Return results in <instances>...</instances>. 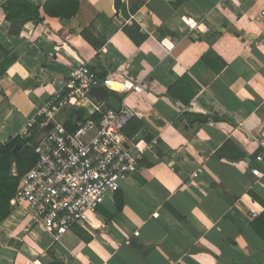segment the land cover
<instances>
[{"label": "crops", "instance_id": "obj_1", "mask_svg": "<svg viewBox=\"0 0 264 264\" xmlns=\"http://www.w3.org/2000/svg\"><path fill=\"white\" fill-rule=\"evenodd\" d=\"M24 1L43 20L19 35L0 10V46L15 58L0 77V144L86 64L132 87L110 94L135 115L125 136L143 134L141 167L120 211L110 196L57 241L14 207L0 264H264V0H78L70 19Z\"/></svg>", "mask_w": 264, "mask_h": 264}, {"label": "built area", "instance_id": "obj_2", "mask_svg": "<svg viewBox=\"0 0 264 264\" xmlns=\"http://www.w3.org/2000/svg\"><path fill=\"white\" fill-rule=\"evenodd\" d=\"M186 24L190 30L195 29ZM115 85L86 64L74 68L63 88L51 96L20 134L27 138L37 133L39 140L33 148L36 161L20 178L10 206L25 204L52 241L75 226L88 225V215H95L105 200L118 193L122 184L140 170L141 141L134 142L124 134L135 117L132 111L122 107L116 111L98 103L71 130L57 121V115L65 108L87 110L92 104L88 92L93 88L102 87L109 93L132 89L124 83L119 88ZM94 114L96 118L92 117ZM49 125L52 128L48 129ZM260 145L264 148V140ZM261 160L262 156L256 158ZM200 174L201 170H197L193 177Z\"/></svg>", "mask_w": 264, "mask_h": 264}, {"label": "trees", "instance_id": "obj_3", "mask_svg": "<svg viewBox=\"0 0 264 264\" xmlns=\"http://www.w3.org/2000/svg\"><path fill=\"white\" fill-rule=\"evenodd\" d=\"M77 8L78 0H49L44 10L49 16L60 19H70L75 15ZM0 10L4 13L5 20L10 24L8 31L9 36L19 35L21 29L27 24H40L43 20L39 13V7L29 4L24 0H7L3 4H0ZM219 35V33H215L213 37ZM14 61L15 58L11 56L3 46H0V77L10 68ZM193 96L194 92L187 97L185 103H188ZM105 107H107V105H105ZM76 113L78 114L77 121L86 117L84 110H78ZM92 117L96 118L97 115L94 114ZM132 122L133 119L129 122L127 127H129ZM64 126L68 130L74 127L70 121L66 122ZM127 127L124 130V134L126 136L128 135V137L134 136L136 128H134L130 134H127ZM37 136V133L27 138L18 135L14 138H10L5 144H0V224L8 218L13 211V207L10 206V201L15 195L20 178L36 161V155L33 151L36 143H34L33 140ZM31 142L33 143V147L31 146ZM16 148L17 150L14 152ZM13 169H15L14 172H12ZM118 193L115 194L114 199L116 209L120 211L122 209V200L121 197L118 196ZM258 226L259 222L254 223L252 228L256 230Z\"/></svg>", "mask_w": 264, "mask_h": 264}, {"label": "water", "instance_id": "obj_4", "mask_svg": "<svg viewBox=\"0 0 264 264\" xmlns=\"http://www.w3.org/2000/svg\"><path fill=\"white\" fill-rule=\"evenodd\" d=\"M121 15L125 19H127L128 15L126 14V6L123 5L121 8ZM88 96L95 100L97 103H105L109 108L113 110H120L121 103L118 101L114 96H112L106 89L99 87V88H93L88 92ZM52 128V125L48 126V129ZM143 137L142 133H139L135 138L134 142L141 141ZM17 150V148L14 150V152ZM133 155H136V152L133 151Z\"/></svg>", "mask_w": 264, "mask_h": 264}, {"label": "rangeland", "instance_id": "obj_5", "mask_svg": "<svg viewBox=\"0 0 264 264\" xmlns=\"http://www.w3.org/2000/svg\"><path fill=\"white\" fill-rule=\"evenodd\" d=\"M78 110H83V107H75V108H65L57 115V121L61 124H66V122H71V124L75 125L77 121L78 114L76 113ZM39 137H36L33 142L38 143ZM31 146L33 147V143L31 142ZM14 168V166H13ZM15 169L12 170L14 172Z\"/></svg>", "mask_w": 264, "mask_h": 264}, {"label": "bare ground", "instance_id": "obj_6", "mask_svg": "<svg viewBox=\"0 0 264 264\" xmlns=\"http://www.w3.org/2000/svg\"><path fill=\"white\" fill-rule=\"evenodd\" d=\"M115 88H118L117 85L114 86Z\"/></svg>", "mask_w": 264, "mask_h": 264}]
</instances>
